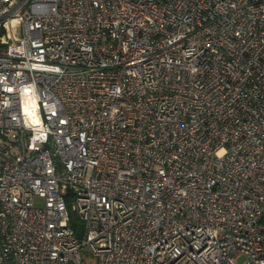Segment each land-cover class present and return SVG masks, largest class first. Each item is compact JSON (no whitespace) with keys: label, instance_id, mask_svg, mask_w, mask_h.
Listing matches in <instances>:
<instances>
[{"label":"built area","instance_id":"2783aa9c","mask_svg":"<svg viewBox=\"0 0 264 264\" xmlns=\"http://www.w3.org/2000/svg\"><path fill=\"white\" fill-rule=\"evenodd\" d=\"M83 251L264 264V0H0V264Z\"/></svg>","mask_w":264,"mask_h":264},{"label":"trees","instance_id":"16d2710c","mask_svg":"<svg viewBox=\"0 0 264 264\" xmlns=\"http://www.w3.org/2000/svg\"><path fill=\"white\" fill-rule=\"evenodd\" d=\"M70 225L75 230L76 234L81 233L82 224L75 211L69 210Z\"/></svg>","mask_w":264,"mask_h":264},{"label":"rangeland","instance_id":"374dc122","mask_svg":"<svg viewBox=\"0 0 264 264\" xmlns=\"http://www.w3.org/2000/svg\"><path fill=\"white\" fill-rule=\"evenodd\" d=\"M82 262L83 264H97V259L90 254L88 251L82 252Z\"/></svg>","mask_w":264,"mask_h":264}]
</instances>
